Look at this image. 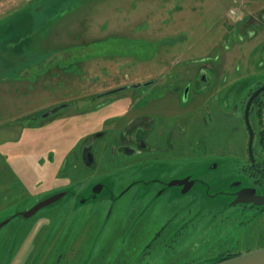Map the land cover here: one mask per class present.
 <instances>
[{"label": "rangeland", "instance_id": "1", "mask_svg": "<svg viewBox=\"0 0 264 264\" xmlns=\"http://www.w3.org/2000/svg\"><path fill=\"white\" fill-rule=\"evenodd\" d=\"M262 43L264 0H0V224L70 190L0 227V264H206L264 246V206L228 207L222 194L246 181L243 158L197 152L202 142L168 160L161 151L120 155L117 140L125 123L152 116L160 121L173 113L169 121L186 127V114L199 107L195 77L182 100L181 89L201 66L222 93L241 88L226 98L232 110L264 83ZM150 79L155 88L104 96ZM133 93L135 109L125 113L121 102ZM63 103L71 105L43 116ZM231 115L227 131L242 146L247 134L233 131L240 115ZM256 116L264 129V115ZM101 128L108 132L96 142L97 165L89 169L82 143ZM187 176L196 181L187 191L165 184ZM98 183L102 191H94Z\"/></svg>", "mask_w": 264, "mask_h": 264}, {"label": "flooded vegetation", "instance_id": "2", "mask_svg": "<svg viewBox=\"0 0 264 264\" xmlns=\"http://www.w3.org/2000/svg\"><path fill=\"white\" fill-rule=\"evenodd\" d=\"M257 26H261V23L259 21L255 23V28H257ZM254 33L255 31L253 32V34ZM244 35L245 34L242 32L241 37L244 38ZM258 50H260V53H264V43H262L260 47H258ZM204 62L205 60H202L201 64ZM206 71L207 68L201 66L198 75L191 76L189 79L186 80V82H184L185 84L182 86L181 94H180L181 100L188 97V92L190 91L191 88V86L186 85V83L195 77L191 82V84L194 85L192 100L194 101L193 106L199 105V107L196 110V113H195V109H193V111L188 112L186 114L187 116L185 118L186 127L179 126L176 123L174 124L173 121H169V118L172 117L173 113L170 114L171 115L170 117L168 115H164L165 117H162L160 121H158L157 117L153 118L154 116H152L150 117L151 122H149V120L147 121L144 120L143 122L144 119L143 118L142 120H139L136 125L133 124L130 126L128 125L129 122L127 124L125 123V126H123L120 134L121 136L118 137L117 139L120 142L118 146V152L120 155L124 154V155L140 156L142 154H147V153L153 154L156 151H161L163 153L162 155L163 158L168 160L170 158L172 159L174 157H177L178 155L179 156L190 155L192 153V150L190 152L189 148H193L195 147L196 143L202 142L204 147L203 149L196 148L197 152L198 151L207 152V153L213 152L214 154H218V155H226V156L230 155V156H238L240 158H243V162L239 166V173H242V175H244L243 178H245L246 180L245 184H247L245 186L247 188H255L256 191H260L264 193V129L261 128L260 130H258V125H259L258 122L255 124V122L252 120L253 112H255V114L257 115L256 117L258 119L260 117L262 118L264 115V88H263L264 83L250 88L247 94L243 97V100L238 101L234 105V108L232 110H228L229 100L226 98H228V96L230 98L233 94H235L237 97V95L241 93L239 91L241 88L236 90L234 89L235 91L233 92L232 95H231L232 92L229 91L222 93L224 88L222 86H221L222 88L219 87L220 85L216 86L215 85L216 83L213 84L211 81L209 82ZM227 78L228 76H226V79ZM239 78L236 79V82L239 80ZM156 85H157V80L150 79L143 83L136 82L130 85L120 86L116 89L105 92L104 96L111 94V92L122 90L127 87L137 88V87L147 86L148 89L150 87L155 88ZM172 88H174V86H172ZM170 93L173 94L172 90H170ZM255 93H257V95H255L252 98V101L249 107L247 108L249 100ZM137 98H138V94L136 93L123 97L124 101L121 102L124 104L123 108L128 105V107L125 108L124 111L125 113L130 109H135V107H133L131 103L133 99H137ZM152 100H155V98H152L151 101ZM61 105H63L62 107H66V106H70L71 103H63L56 105L55 107ZM55 107H51L48 110H46L43 113V116L46 112L52 110ZM137 108L139 107H136V109ZM159 112L160 110L157 111L158 114H160ZM247 112H248L249 124L246 117ZM54 113H51L48 116H51ZM198 113H200L199 116H201V118L198 116ZM236 113H239L240 115V117L238 116L240 127L238 129L234 128L233 131L236 132L238 130L237 132H239L242 129L243 132L247 134L246 136L247 140L242 143V146H241V142L238 141V136L237 135L232 136L234 135V134L231 135L232 130L227 131L228 127H226L225 125L226 115L232 114L231 118L236 119L234 117ZM134 119L131 120L134 121ZM154 121H157L156 122L157 125L153 124ZM222 122L224 125L222 124ZM232 122L234 124L236 121L232 120ZM232 122L230 121L229 123ZM112 125L114 124L112 123ZM249 126H251L253 133V142L251 147H250L251 131ZM107 132H108L107 130L101 128L100 130L89 134L88 137L82 143V149L80 155L83 158V161L86 163L87 167H89V169H93L97 165V159L94 152L95 144L99 140V138L104 136ZM194 137H197V142L194 140ZM212 139L214 140V142L218 141L217 146L214 149H209L208 146H210V144L208 145V143ZM185 147H188V149L184 150ZM182 179H184V177L174 178V180L171 179L165 182V184L169 186L180 185L184 187L185 182H183L184 180L182 181ZM241 180L242 179L237 180L235 183L237 184ZM133 184L134 182L130 183L127 188L120 191L117 194V196H113L112 199L115 200L116 198L120 197ZM100 185H101L100 189L97 191L103 190L104 185L103 184ZM241 188H243L242 183L237 185L236 190L235 189L234 190L238 191ZM224 193L228 195L230 192L225 190ZM230 200H232L231 197ZM239 205L240 206L251 205L252 207H257L254 206L252 203H242ZM111 209L112 208H110V211ZM169 223L170 222L164 224L155 233V235H153L154 237L152 238V240L160 236L162 231H164L165 228L169 226Z\"/></svg>", "mask_w": 264, "mask_h": 264}, {"label": "water", "instance_id": "3", "mask_svg": "<svg viewBox=\"0 0 264 264\" xmlns=\"http://www.w3.org/2000/svg\"><path fill=\"white\" fill-rule=\"evenodd\" d=\"M255 95H257V93H255L251 97V99L248 102L247 108L249 107V105L252 101V98ZM62 106L63 105L53 108L52 110L46 112L44 114V116H48L51 113L58 111ZM246 117H247V121L249 124L248 112H247ZM249 127H250V131H251V140H250V147H251L252 142H253V133H252L251 126H249ZM216 165L217 164L214 163L212 166H216ZM182 181L185 182V186L183 187L184 191H187L192 185H194L196 183L195 179H192L189 176L184 177V179H182ZM241 183L243 184V188H241L238 191H235L237 188V185H239ZM245 185H247V184H245V181L241 180L239 183H237V184L235 183V187L233 186L229 190L230 193L228 194V197H229V199L231 197L232 200H230L228 202V204H227L228 207H232V206L239 205L242 203H252L254 206H264V193H262L260 191H256L255 188H247ZM100 186H101L100 184H98V185L96 184L94 191L99 190ZM69 192H70V190L66 189V190L54 193V194H52V195H50L44 199L39 200L29 209L16 212L14 215L8 217L6 220H4L0 224V227H2L4 224L8 223L16 215H22L24 218H28V217L33 216L41 208L59 201L61 198L66 196ZM222 194H225V193L222 192ZM86 201H87V199L85 198V199H83L82 202H86ZM206 264H264V246L252 248V249L243 251L239 254H235L232 256H229V255L219 256V257L208 260L206 262Z\"/></svg>", "mask_w": 264, "mask_h": 264}, {"label": "trees", "instance_id": "4", "mask_svg": "<svg viewBox=\"0 0 264 264\" xmlns=\"http://www.w3.org/2000/svg\"><path fill=\"white\" fill-rule=\"evenodd\" d=\"M233 255H235V254H233ZM229 256H232V254H231V255H229Z\"/></svg>", "mask_w": 264, "mask_h": 264}]
</instances>
